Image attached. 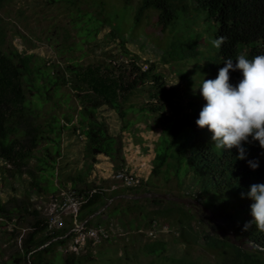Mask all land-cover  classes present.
<instances>
[{
    "label": "trees",
    "instance_id": "obj_1",
    "mask_svg": "<svg viewBox=\"0 0 264 264\" xmlns=\"http://www.w3.org/2000/svg\"><path fill=\"white\" fill-rule=\"evenodd\" d=\"M7 1L0 0V9ZM125 2L129 4L132 0ZM150 10L157 12V23L164 31L180 17L192 14L194 11L200 13L199 17L205 14L218 25L216 38L223 35L227 40L218 49L217 62L212 66L215 78L228 58H231L235 64L238 54H244L248 59L264 55V0H142L135 10L134 26L139 25ZM88 15L89 18L84 20V23L76 19L74 21L85 31L86 42H89V38H94L95 32H98L100 27L112 26L111 38L121 39L128 62L113 59L109 63L85 66L78 62L76 56H61L60 61L50 62L35 53H23L9 45L7 33L0 21V161L4 164L6 173L12 177L24 174L35 177L34 169L30 165L31 160L35 157L39 158L36 152L46 141L52 145L54 152L49 145L46 146V154L39 158L37 170L42 173L48 171V175L35 177L32 185L39 192L43 188L50 189V185L41 188V183L43 181L52 183L51 177L56 174L54 154L60 155L62 132L66 128H71L73 117H67L66 123L62 124L54 115L52 120L44 124L39 121L42 111L36 109L51 101L53 97H59L63 86L68 85L82 105L80 124L74 125L73 130L76 132L80 128L86 136L87 156L93 162H97L98 155H106L120 171L126 169L124 140L122 135L113 134L108 124L100 119V109L106 106L115 110L120 118L126 121L123 128H129L141 118L149 119L159 115L164 119L165 129L158 146L153 173L157 175L160 167H163L170 157L176 159L179 165L182 161H187L188 171L193 176L198 191L185 192L182 197L196 198L212 210L213 218L209 217L205 209L198 207L199 211L209 218L208 225H216L225 231L226 227L215 220L220 218L236 233L238 239L249 237L242 246H238L226 235L210 233L205 236L206 244L218 251L222 264H264V232L258 231L254 225L247 231L244 230L245 223L252 219L250 205L253 201L246 195L243 198L241 195L246 194L252 184H264V149L260 147L258 141H252L249 137L250 142L243 144L247 152L244 160L236 158L239 154L236 148L226 151L217 150L211 141L208 129H200L196 125L203 107L194 109V105L190 103L192 111L189 112L184 105H179L178 102L176 104L173 89L166 87L165 76L156 71V63L147 61L150 66L146 70L143 69L140 57L126 48L125 44L128 41L125 35H119L120 27L116 26L107 11L103 9L96 15L90 13ZM197 39L198 33H195L185 42L195 45ZM74 48L72 46L63 50L58 48V52L62 54L65 49L67 52H72ZM78 48L82 49V45ZM62 62L65 63L64 67ZM52 69L57 70L52 72ZM242 78V72L230 71L229 82L232 85L238 84ZM142 87L149 88L148 102L139 107L133 103L129 104L134 93L145 90ZM166 103L169 104L170 109H173H171L174 112L173 116L177 114L175 119L173 116L165 115ZM56 104L58 105V102ZM130 111L138 113L135 119H128ZM168 136H171L172 140H169ZM174 138H177L178 142L175 151L172 152ZM249 160L258 161L259 167L253 170L248 164ZM77 180L83 182L84 177L79 175L75 183ZM147 183L142 180L140 186L129 188L127 192L117 191L115 195H135L150 191L146 189ZM76 185H73L74 191L87 198L77 215L79 223L84 222L113 197L108 198L103 186L92 190L88 184L85 188ZM51 187H54L52 191L55 192L57 187ZM12 201L14 206L10 207L0 197V217L12 219L16 212L23 210L33 216V221L30 223V232L21 239L20 249L11 260L2 264H42L41 261L36 260L37 256L52 251L57 245L66 244L76 236L77 232L74 231L67 238L59 239L30 255L38 247L66 235L75 228V224L72 218L63 228L58 229L54 234H49L47 218L42 215L39 208L31 210V206L26 205L25 201L20 203L18 197L13 198L9 203L11 204ZM147 204L152 205L153 209L144 212L141 206ZM189 207L158 197L140 200L120 198L115 205L97 217L109 213L126 222L124 217L136 212L142 222L138 224L132 222L131 228L151 227L155 221L161 225V219L175 218L181 230H184L182 235L190 242L191 234L187 229H193L192 222L197 219V214ZM20 216H24L22 212ZM97 217L89 221L85 227L99 225L100 223L97 225L95 223ZM112 218H108L109 223ZM14 235L15 244H18L19 233ZM157 244L148 248L155 249L158 247ZM87 245L91 248L92 240L89 239ZM69 252L65 255V264H84L92 254L88 252L85 255H77L73 250Z\"/></svg>",
    "mask_w": 264,
    "mask_h": 264
},
{
    "label": "rangeland",
    "instance_id": "obj_2",
    "mask_svg": "<svg viewBox=\"0 0 264 264\" xmlns=\"http://www.w3.org/2000/svg\"><path fill=\"white\" fill-rule=\"evenodd\" d=\"M141 1L132 0L131 3L126 4L125 0H8L0 9V21L7 33L9 45L23 53H35L50 62L60 61L61 56H76L78 62L85 66L109 63L113 59L128 62L121 39L111 38L112 26L100 27V30L95 32V36L93 35L94 38H89V42H86L85 31L76 25L77 22H74L78 20L84 23V20L89 18L88 13L96 15L104 9L112 16L116 26L120 27L119 35H125L128 41L125 44L126 48L140 57L143 69H148L152 61L156 63V71L165 76L166 87L173 89L176 104L178 102L179 105H184L189 112L192 111L190 103L194 105V109L203 107L206 101L196 88L201 86L204 79H216L212 66L217 62L218 49L213 47L212 40L216 39L218 25L205 14L199 17L200 13L194 11L192 14L180 17L164 31L157 23V12L150 10L141 23L134 26L135 10ZM195 33H198L195 45L185 42ZM81 45L82 49H79ZM69 46L75 47L74 51L67 52L65 49L64 53L59 54L58 48L63 50ZM147 61L150 63H146ZM62 66H65L64 62ZM56 70L52 69V72ZM142 88L145 90L134 93L129 104L133 103L139 107L148 102L149 88ZM194 89H196L195 92ZM61 93L59 97H53L51 101L36 109L42 111L39 121L44 124L52 120L54 115L62 124L66 123L67 117H73L71 128H66L62 132L60 155L54 154L56 174L51 177L52 183L49 181L41 183V188L50 185V189L43 188L39 192L32 185L35 177L40 178L42 174L48 175V171L42 173L37 170L39 158L46 154V146L49 145L54 152L52 145L48 142L44 141L36 152L39 158L35 157L31 160L30 165L34 169L35 177L30 174L9 176L4 164L0 161L1 199L11 207L14 206V202L10 204L9 201L18 197L20 203L25 201L26 205L31 206V210L39 208L42 215L48 219L52 214L57 213L59 201L74 191V184H77L79 188H85L88 184L92 190L103 186L108 198L117 196L115 195L117 191L127 192L129 188H132L116 178L120 170L116 169L110 157L100 154L97 156V162H93L87 156L86 136L80 128L76 132L73 130L74 125L80 124L82 108L80 100L68 85L61 88ZM171 109L166 103L165 115L173 116L174 112ZM137 115L138 113L130 111L128 119H135ZM175 116H173L174 119ZM99 117L108 124L113 134L122 135L126 169L130 173L139 175L145 183L148 182L147 187L145 185L147 190L181 197L185 192L198 191L194 178L188 171L187 161H182L179 165L176 159L170 157L167 163L160 167L157 175L153 173L158 146L165 129L164 119L161 116L141 118L129 128H123L126 121L122 120L115 110L106 106L100 109ZM208 133L211 138L212 133L209 131ZM168 139L172 140V137L168 136ZM177 142L178 139L174 138L172 152L175 151ZM79 175L84 177V181L77 180L75 183ZM51 186L57 187L55 192L52 191L54 187ZM119 199L114 200L107 209L115 205ZM208 202L210 203L209 200ZM77 208L80 210L81 205ZM141 208L144 212L153 209L150 204L142 205ZM189 208L197 214V219L192 222L193 229H187L191 234L190 242L186 241L187 237L182 235L184 230H181L175 218L161 219L160 230L153 232L152 235L151 227H130L132 222L134 224L142 222L136 212L124 217V221L128 224L117 216L113 217L106 213L102 217H97L95 223L96 225L100 223L99 225L108 229L109 239H98L91 248L86 240L76 249V254L85 255L92 252L84 264H178L179 262L181 264H222L218 251L206 244L205 236L210 233L225 236L227 231L216 225H208L205 214L193 206ZM21 212L23 217L20 216ZM66 213L56 220L64 222L63 227L72 218L75 230L85 222L79 223L78 219H74L78 218L74 208ZM108 218H112L110 223ZM32 221L33 216L23 210L16 212L12 219L0 217V264L11 260L20 249L21 239L30 232L29 227ZM14 233H19L18 244H15ZM74 238L66 244L55 246L52 251L40 257L37 256L36 260L41 261L42 264H65V255L73 249L71 245ZM156 244L157 248H148Z\"/></svg>",
    "mask_w": 264,
    "mask_h": 264
},
{
    "label": "clouds",
    "instance_id": "obj_3",
    "mask_svg": "<svg viewBox=\"0 0 264 264\" xmlns=\"http://www.w3.org/2000/svg\"><path fill=\"white\" fill-rule=\"evenodd\" d=\"M227 40L221 35L212 40L213 47L219 49ZM236 63L228 58L220 68L216 79H204L199 88L206 101L196 120L200 129L207 128L211 141L217 150H238L239 160L246 159L244 143L258 141L264 149V55L248 59L238 54ZM242 72L243 78L236 85L230 81V71ZM194 89L193 91L195 92ZM255 170L258 161H248ZM253 203L250 205L252 219L245 223L247 231L253 225L264 232V184H252L245 194Z\"/></svg>",
    "mask_w": 264,
    "mask_h": 264
},
{
    "label": "built area",
    "instance_id": "obj_4",
    "mask_svg": "<svg viewBox=\"0 0 264 264\" xmlns=\"http://www.w3.org/2000/svg\"><path fill=\"white\" fill-rule=\"evenodd\" d=\"M116 178L122 180L124 183L132 186V187H138L140 186L142 182V178L137 175L130 173L127 171V169L118 171L116 174ZM87 201V198L85 196H80L75 191L70 192L63 200H60L56 209V214L51 215V218H47V232L49 234H54L58 229L62 228L64 225V222L62 221H56L58 218H60L63 214H67L69 209L74 208L77 213L79 211V208H77L79 205L82 206L84 202ZM64 216V215H63ZM77 220V218H74ZM150 232L153 235V232L159 231V224L157 221H155L151 226ZM76 237L73 240V243L71 247H73V251H76L78 247H80L86 240L88 243V240H92V244H94L95 241L98 239H108L110 234L108 233V229L106 227H103L102 225L92 226L90 228H86L84 225H81L79 229H76Z\"/></svg>",
    "mask_w": 264,
    "mask_h": 264
},
{
    "label": "water",
    "instance_id": "obj_5",
    "mask_svg": "<svg viewBox=\"0 0 264 264\" xmlns=\"http://www.w3.org/2000/svg\"><path fill=\"white\" fill-rule=\"evenodd\" d=\"M149 197H158V198H164V199H168V200H173L182 204H185L187 206H193V207H202L203 209H205V211L207 212V214L209 215V217L213 218L214 217V213L212 212V210L210 208H208L207 206H205L200 200L196 199V198H192V197H181V196H176L170 193H158V192H144L141 194H119L115 197H113V199H110L106 205L94 212L93 214H91L89 216V218H87V220H85V222L83 223V225H86L89 221H91L92 219H94L95 217L99 216L101 213H103L104 211H106V209L111 205V203L119 198H126V199H132V200H140V199H145V198H149ZM199 210V209H198ZM216 221L222 223L225 227H226V231L225 235H227L233 244H236L238 246H242L244 242H246L249 237H244L242 239H238L236 233L229 227L227 226L220 218H215ZM76 231L75 229L70 230L66 235L55 238L51 241H49L48 243L38 247L37 249H35L33 252L30 253V255L38 250H41L45 247H47L48 245H50L51 243L58 241L59 239H65L68 236H70V234L72 232Z\"/></svg>",
    "mask_w": 264,
    "mask_h": 264
},
{
    "label": "flooded vegetation",
    "instance_id": "obj_6",
    "mask_svg": "<svg viewBox=\"0 0 264 264\" xmlns=\"http://www.w3.org/2000/svg\"><path fill=\"white\" fill-rule=\"evenodd\" d=\"M196 209L198 210V208H197V207H196ZM207 221H208L207 223H209V221H210V220H209V218H207Z\"/></svg>",
    "mask_w": 264,
    "mask_h": 264
}]
</instances>
